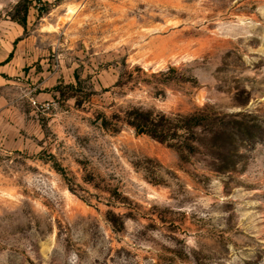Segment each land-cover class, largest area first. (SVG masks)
<instances>
[{"label": "rangeland", "instance_id": "obj_1", "mask_svg": "<svg viewBox=\"0 0 264 264\" xmlns=\"http://www.w3.org/2000/svg\"><path fill=\"white\" fill-rule=\"evenodd\" d=\"M18 1L0 0V264H264V0H33L25 28ZM205 106L258 126L234 171L132 125Z\"/></svg>", "mask_w": 264, "mask_h": 264}, {"label": "trees", "instance_id": "obj_2", "mask_svg": "<svg viewBox=\"0 0 264 264\" xmlns=\"http://www.w3.org/2000/svg\"><path fill=\"white\" fill-rule=\"evenodd\" d=\"M32 1H18L11 10L10 19L25 28L27 12L32 6ZM36 1L47 5L42 0ZM47 11L46 7L37 8L38 15ZM137 115L133 126H143L148 135L160 142L182 139L183 144L178 147L180 151L189 152L194 148L192 139L199 141L205 151L203 154L216 162V171L220 173L237 169L238 163L244 158L240 148H244L245 142L253 137L247 132L248 129H258L257 125H250L248 122L247 117L250 114L221 113L208 106L187 115L154 116L151 111H140ZM197 131L199 134H196ZM195 136L196 138H193Z\"/></svg>", "mask_w": 264, "mask_h": 264}, {"label": "water", "instance_id": "obj_3", "mask_svg": "<svg viewBox=\"0 0 264 264\" xmlns=\"http://www.w3.org/2000/svg\"><path fill=\"white\" fill-rule=\"evenodd\" d=\"M142 130H143V128H140V129H139V132H142Z\"/></svg>", "mask_w": 264, "mask_h": 264}]
</instances>
